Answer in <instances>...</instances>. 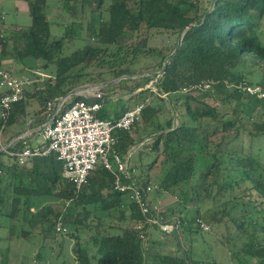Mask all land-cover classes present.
I'll return each mask as SVG.
<instances>
[{"label": "trees", "instance_id": "trees-1", "mask_svg": "<svg viewBox=\"0 0 264 264\" xmlns=\"http://www.w3.org/2000/svg\"><path fill=\"white\" fill-rule=\"evenodd\" d=\"M25 1L31 16L26 26L13 23L7 27L0 3V65L5 58L21 61L32 57L45 60L44 65L54 62L55 76L39 87L44 103L65 95L78 84L83 66L79 71L69 70L82 61L86 66L93 48L85 46L74 61L59 58L63 40L72 37L74 24H66L62 36H53L47 19V0ZM59 1L64 12L73 14L78 6L81 12L88 9L98 13L92 31L103 44L119 46L126 32L142 27L181 31L180 43L159 65L156 87L168 93V101L182 98L186 120L172 127L170 118L163 125L158 119L163 99L158 98L161 101L156 103L143 98L140 118L130 129L113 132L119 152L124 153L136 141L149 137L150 149L156 155L163 154V174L154 185L157 195L165 192L181 205L182 212L177 215L171 208L161 210L163 221L173 224L170 232L162 233L174 240L175 245L171 246L168 239H148V232L146 246L143 245L142 229L128 223L142 219L143 215L126 193L114 188V176L103 165L97 164L87 184L76 188L62 175V162L53 153L31 157L22 165L14 160L10 164L0 160V215L10 223L9 233H13L15 226L17 235L32 239L38 231L39 248L43 249L45 241H55L58 234L67 232L75 241L72 253L76 264H264V161L250 150L232 148L240 128L244 127L243 117L251 121L255 115L264 113V97L249 95L239 87L264 86V30L259 28L264 0H209V6L200 14L197 12L201 0ZM190 10L195 13L190 15ZM256 70L260 71V79L252 82L247 75ZM115 73L130 75L127 69ZM149 78L143 77L137 86ZM193 84L198 87L180 92L182 87ZM33 97L26 86L7 119L0 120V129L25 115ZM205 97L214 103L206 102ZM216 103L230 106V113H220ZM126 107L110 111L104 106L99 116L117 118ZM39 112L42 114L36 124L41 125L45 120L44 104ZM251 124L250 135H264V120H253ZM18 145L23 142L20 140ZM200 154L208 159L203 167L198 164ZM154 162L144 163L137 174L144 186L152 185L146 171ZM47 198L61 201V208L55 211L50 204L43 203ZM219 198L224 199L201 211V200ZM242 199H247L246 203L240 202L238 207ZM191 207L195 214L187 216ZM114 209L127 223L119 225L117 232H110L114 226L105 231L101 228L102 219ZM197 219L209 226L233 225L234 233L220 239L229 253L228 262L192 258L181 237L202 230ZM57 222L63 230L55 229ZM46 224L45 229L39 227ZM0 256V264H7L5 252L0 250ZM36 257L41 259V254Z\"/></svg>", "mask_w": 264, "mask_h": 264}, {"label": "rangeland", "instance_id": "rangeland-1", "mask_svg": "<svg viewBox=\"0 0 264 264\" xmlns=\"http://www.w3.org/2000/svg\"><path fill=\"white\" fill-rule=\"evenodd\" d=\"M47 2V19L50 22V32L53 36H62L64 26L70 22L74 24L72 26V37L70 39L64 38L63 40L59 58L68 57V60L74 61L77 58L76 55L85 46L93 48L91 58L86 66L84 65V61H82L74 67L72 66L73 68L69 70V72L79 71V68L83 66L79 82L72 90L76 91L85 86H101L106 91L104 106L110 111L113 108H122L126 105V108H128L136 101L142 102L143 98L150 101L156 100V103H160L161 100L158 99L160 98L163 99L164 105L158 112V119L163 125L170 118L172 127L186 120L182 98H172L171 101H168V96H160V91L156 87L157 79L160 76L159 65L165 62L169 52H172L178 42H180L181 31L179 29H148L142 27L139 30L126 32L123 38L124 40L119 46L115 44H103L93 36L92 31V28L96 25L98 13L93 14L88 9L81 12L79 7L76 6V10L72 14L64 12L60 8L59 0H47ZM0 3L3 6L1 12L2 18L7 27L13 23H16L17 26H26L30 23L31 16L29 15V8L26 3L23 4L24 9L13 11L14 14L12 10H8L9 4H11L9 0H1ZM208 6L209 0H201L197 13L200 14ZM194 13L193 10L189 12L190 15ZM259 28L264 30V14L259 19ZM136 45H139V49H135ZM44 64L45 60L26 57L21 61L5 58L1 61L0 65V69L10 70L15 77L29 76L31 78L32 81L27 84V90L30 94H34L33 103L37 107L38 112L36 120L41 116L42 113L39 110L43 108L44 104L41 99L42 94H40L39 87L42 86L43 81L54 77L56 72V64L54 62ZM119 69H127L130 75H116L115 72H118ZM146 76H150V78L140 86L142 78ZM247 78L252 80V82L258 81L260 79V71L256 70L251 72V74L247 75ZM138 83L140 84L139 86H137ZM153 88H156V91ZM204 100L210 104L214 103L209 97H205ZM216 106L220 113L229 114L231 111L230 106L218 103H216ZM253 120L258 122L263 121L264 113L255 115L251 121ZM251 121L246 116L243 117L242 122H244V127L240 128L237 139L232 143V148L237 150L243 149L244 151L250 150L260 160L264 161V135L249 134L252 130ZM5 130H7V127H5ZM4 134L5 131L2 133V138ZM221 135L222 132L219 133V136ZM151 143L152 139L149 137H144L139 142L136 141L133 145L135 150L132 155V161L138 170H141L144 163L149 164L155 160L153 166L146 171L152 183V191L150 192L152 204L158 206L159 210L171 208L173 214L177 215L182 212L181 205L165 192L157 195L159 192L156 190L154 183L163 174V170L161 169L163 154L158 153L156 155L150 149ZM0 160L9 164L13 162L4 153L1 154ZM207 162L208 159L205 156L201 154L198 156V164L200 167H203ZM223 199L219 198L215 201L209 199L201 200V211L212 206L213 203L217 204L221 202ZM246 200L242 199L239 201L238 207L241 206L240 202H244L245 204ZM42 202L50 204L55 211L61 208V201L56 198L43 199ZM249 208H252V203L249 205ZM127 213L128 211L125 212V215ZM186 214L187 216H193L195 214L194 207L186 211ZM126 223V221L121 220L119 217L118 210L114 209L108 213V216L102 219L101 228L109 231L108 226H114V228L110 229V232H117V227ZM128 223L134 226L136 221L130 220ZM0 224H2L0 226V250L7 255V264H76L72 253V247L75 241L72 237L68 236L67 232L58 234L55 241L51 239L45 241V248L40 249L41 236L38 231L34 232L32 239H26L17 235L18 227L15 226H12L13 233L10 234L8 230L10 223L6 222L1 215ZM39 227L45 229L47 228V224L40 225ZM233 228L231 223H229L228 227L223 223H217L210 225L208 230H195L191 231L193 232L192 234H184L181 240L194 260L203 262L209 260L228 262L229 253L220 239L229 232L233 234ZM162 232L158 228L149 227L148 239H168L170 245L174 246L175 241L169 239ZM81 235H85V232ZM61 242L62 245L59 246ZM38 253L41 254V259L36 257Z\"/></svg>", "mask_w": 264, "mask_h": 264}, {"label": "built area", "instance_id": "built-area-1", "mask_svg": "<svg viewBox=\"0 0 264 264\" xmlns=\"http://www.w3.org/2000/svg\"><path fill=\"white\" fill-rule=\"evenodd\" d=\"M32 80L29 76L15 77L10 70L0 69V120L5 121L12 105L23 94L24 88ZM205 87L207 84L204 85ZM198 85L182 87L185 93ZM239 87L247 94L264 97V86L261 84H240ZM156 91V88H153ZM160 96H168L160 91ZM75 96H80L76 98ZM106 91L101 86H85L73 94H65L44 102L45 120L39 128L42 137L36 144L19 146L21 136L13 138L9 143L2 140L0 129V152L10 157L17 164L26 163L31 157L56 155L62 162V175L72 181L76 188H81L88 182L91 172L97 164L114 176V188L127 194L129 200L143 215L137 219L134 227L142 229L140 237L146 246L149 227H155L163 232H170L173 224L163 221L161 210L150 201L152 186L142 185L138 168L132 161L133 146L122 153L116 149V139L113 132L118 129H130L140 118L143 102L137 101L126 108L117 118H101L100 110L104 107ZM202 230H208L209 225L197 219ZM57 231L63 230L61 223L55 225Z\"/></svg>", "mask_w": 264, "mask_h": 264}, {"label": "crops", "instance_id": "crops-1", "mask_svg": "<svg viewBox=\"0 0 264 264\" xmlns=\"http://www.w3.org/2000/svg\"><path fill=\"white\" fill-rule=\"evenodd\" d=\"M9 1L11 4H9L8 10L9 11L12 10L13 14L15 11H18L20 9H24L23 4L26 3L25 0H19V1L13 0V2H12V0H9ZM33 102H34V99H32L30 101V103L28 104V106L26 107L25 115L20 116L19 119H17V121L6 126L7 130H5V128L3 129V132L5 131V134L2 138L4 143L7 144L13 138L18 137V136L19 137L21 136L19 141L21 140L24 144L34 145L38 141L42 140V137L39 133L40 124H36V122L38 120V119L36 120L37 113H38L37 107L35 106V104ZM109 118H111V117H109ZM6 238H7V236H6Z\"/></svg>", "mask_w": 264, "mask_h": 264}, {"label": "water", "instance_id": "water-1", "mask_svg": "<svg viewBox=\"0 0 264 264\" xmlns=\"http://www.w3.org/2000/svg\"><path fill=\"white\" fill-rule=\"evenodd\" d=\"M180 42H178V44H179ZM75 91L74 90H71L69 93L70 94H73Z\"/></svg>", "mask_w": 264, "mask_h": 264}, {"label": "bare ground", "instance_id": "bare-ground-1", "mask_svg": "<svg viewBox=\"0 0 264 264\" xmlns=\"http://www.w3.org/2000/svg\"><path fill=\"white\" fill-rule=\"evenodd\" d=\"M143 143V142H142Z\"/></svg>", "mask_w": 264, "mask_h": 264}]
</instances>
